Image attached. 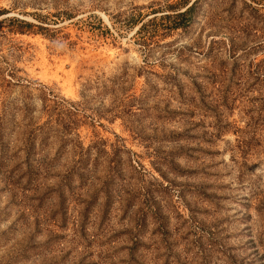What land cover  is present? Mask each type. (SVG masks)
<instances>
[{
  "label": "rangeland",
  "instance_id": "1",
  "mask_svg": "<svg viewBox=\"0 0 264 264\" xmlns=\"http://www.w3.org/2000/svg\"><path fill=\"white\" fill-rule=\"evenodd\" d=\"M0 264H264V0H0Z\"/></svg>",
  "mask_w": 264,
  "mask_h": 264
},
{
  "label": "trees",
  "instance_id": "2",
  "mask_svg": "<svg viewBox=\"0 0 264 264\" xmlns=\"http://www.w3.org/2000/svg\"><path fill=\"white\" fill-rule=\"evenodd\" d=\"M190 6H191V5H188L185 9L179 11L178 14H180V15H181V14H183V15L186 14V13L188 12V10H190Z\"/></svg>",
  "mask_w": 264,
  "mask_h": 264
}]
</instances>
